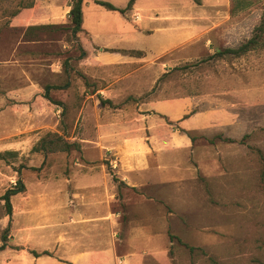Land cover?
Masks as SVG:
<instances>
[{"label": "crops", "instance_id": "obj_1", "mask_svg": "<svg viewBox=\"0 0 264 264\" xmlns=\"http://www.w3.org/2000/svg\"><path fill=\"white\" fill-rule=\"evenodd\" d=\"M95 1L84 0L82 6L80 67L87 77L107 84L79 107L81 136L71 137L78 146L33 152L44 133L62 134L53 119L60 111L42 101L35 83L13 91L21 105L0 104V154L17 158L21 172L16 183L23 188L11 196L9 213L3 196L14 188L15 179L0 177V247L5 244L0 264H145L163 252L167 233L147 222L153 218L136 215L125 191L143 197L154 186L184 177L189 143L169 130L168 121L185 131L201 129L198 115L186 117L196 100L150 99L121 108L116 103L154 88L159 77L151 79L157 70L152 62L174 50L194 56L203 40L234 42L245 24L226 25L219 18L226 10L230 13V0H136L125 14ZM98 1L124 9L130 0ZM70 10L37 0L19 11L11 26H62L70 21ZM112 72L121 76L105 77ZM100 98L115 106L102 104ZM13 135L18 139L7 141ZM1 163L2 175L10 167Z\"/></svg>", "mask_w": 264, "mask_h": 264}, {"label": "rangeland", "instance_id": "obj_2", "mask_svg": "<svg viewBox=\"0 0 264 264\" xmlns=\"http://www.w3.org/2000/svg\"><path fill=\"white\" fill-rule=\"evenodd\" d=\"M72 1L40 0L44 5H61L64 12ZM35 3L0 0V104L21 105L17 94L11 96L13 91L35 83L44 99L40 100L60 111L53 119L59 121L63 135L51 132L44 137L60 136L79 144L71 140L82 132L79 107L107 83L81 71L84 51L70 31V21L30 30L11 26L19 11ZM225 12L218 16L226 25L245 23L240 39L219 45L203 40L189 58L169 52L151 63L157 68L152 81L159 77L152 90L116 103L121 108L150 99L194 98L195 106L186 117L198 115L196 122L202 126L185 131L168 121L169 130L189 143L181 180L154 186L143 197L125 191L135 214L153 218L147 222L167 233L164 251L148 257L145 264H264V48L238 58L215 56L253 37L264 16V0H230V13ZM118 76L112 72L105 77ZM47 93L51 100L44 97ZM15 139L18 136L13 135L7 141ZM0 160L10 167L2 169L0 177L12 175L17 181L21 172L17 158L0 154Z\"/></svg>", "mask_w": 264, "mask_h": 264}, {"label": "trees", "instance_id": "obj_3", "mask_svg": "<svg viewBox=\"0 0 264 264\" xmlns=\"http://www.w3.org/2000/svg\"><path fill=\"white\" fill-rule=\"evenodd\" d=\"M136 0H130L127 7L124 9H119L115 7L113 4L104 2V1H95L97 4L106 7L109 10L113 11H119L123 14H125L127 11H130L134 5ZM198 4L200 3V0H195ZM84 0H73L72 1V6L71 10L69 13V19H70V31L72 32L73 35L77 36L79 32L82 30V24H83V11H82V6H83ZM264 16L262 17L261 24L256 28L255 34L253 35L252 38H250L247 42L242 44L238 48H226L223 51H219L215 54V56H225V55H232L233 57H241L249 53L250 51L256 50L258 48H264ZM138 54L140 55L141 52H131V54ZM45 98L48 100L50 99L49 94H45ZM100 101L102 104L109 103L112 105L111 101H104L103 99L100 98ZM52 135V133H48L47 136ZM62 143V144H61ZM62 145V146H60ZM77 144H71L65 142L60 136H56L54 139L47 140L46 137H43L38 145H35L33 148V152L35 151H47L50 150L51 152L54 151H68L72 149L73 147H77ZM114 180L117 181L118 179L114 177ZM23 188L20 187H14L13 189H9L6 194L3 196V199L6 201V206L8 209V212H11V204H10V198L11 196L15 195L16 193L22 191ZM3 241L6 240L5 235L3 234L2 236ZM175 237L173 235H170V239L173 240ZM5 244L0 247V249L4 248ZM191 250H194V248H190Z\"/></svg>", "mask_w": 264, "mask_h": 264}, {"label": "built area", "instance_id": "obj_4", "mask_svg": "<svg viewBox=\"0 0 264 264\" xmlns=\"http://www.w3.org/2000/svg\"><path fill=\"white\" fill-rule=\"evenodd\" d=\"M12 184L14 185V187H16V186H17V183H16V181H15V182H13Z\"/></svg>", "mask_w": 264, "mask_h": 264}]
</instances>
